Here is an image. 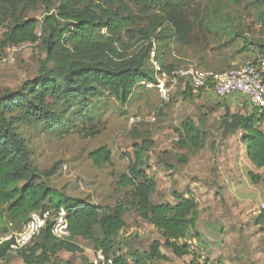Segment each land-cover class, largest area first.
I'll return each instance as SVG.
<instances>
[{
	"label": "trees",
	"instance_id": "1",
	"mask_svg": "<svg viewBox=\"0 0 264 264\" xmlns=\"http://www.w3.org/2000/svg\"><path fill=\"white\" fill-rule=\"evenodd\" d=\"M200 1L0 0V25L5 27L1 49L41 42L46 53L38 76L26 80L17 90L0 91V227L17 226L20 231L32 212L64 207L71 232L69 238L60 240L48 225L32 243L18 251L24 264H59L61 252H84L79 239L93 243L95 252L102 251L114 264H130L128 258L132 264L169 261L163 248L178 258L191 256L186 264H221L203 261L196 252L193 239L201 238L197 229L199 202L194 194L174 191L175 202L154 201L158 182L147 171L149 152L154 146L151 137L141 136L138 129L133 131V154L125 155L127 171L118 182L119 186L130 188L129 201L104 210L52 188L47 179L50 173L38 168L23 133L24 127L32 125L61 132L79 122L78 128L86 136H97L101 129L95 118L99 114L101 119L98 106L104 96L127 104L141 82L155 80L152 52L164 69L177 68L162 63L164 56L158 53L157 42L174 37L187 46L198 44L196 32L208 26L207 15L199 11ZM209 1L241 4V0ZM251 4L257 7L255 20L264 28V0H252ZM38 8H44L42 21L29 17V12ZM259 48L261 53L264 43ZM258 59L259 56L253 63ZM205 91L197 96L189 90L184 94L199 97ZM161 112L160 107L156 117ZM226 120L233 133L241 131L249 160L258 169L264 168V111L254 107L252 113H237ZM183 128L180 147L189 152L204 147L207 136L197 125L186 121ZM112 155V150L103 146L91 151L89 158L102 166L111 162ZM179 161L185 163L187 157L182 156ZM249 177L254 183L261 181L260 174L250 171ZM130 209L153 225L162 240H154L147 251L130 250L129 255H124L118 250L123 242L117 240L127 225L125 217ZM256 221L264 230V210ZM1 238L0 234V261H6L14 254L12 239Z\"/></svg>",
	"mask_w": 264,
	"mask_h": 264
},
{
	"label": "rangeland",
	"instance_id": "2",
	"mask_svg": "<svg viewBox=\"0 0 264 264\" xmlns=\"http://www.w3.org/2000/svg\"><path fill=\"white\" fill-rule=\"evenodd\" d=\"M251 1L241 0L240 5H235L201 0L199 11L207 15L208 26L196 32L198 44L187 46L174 37L157 42L156 49L164 56L162 63L176 67L193 65L213 71L253 63L260 55V43H264V28L255 20L257 7ZM29 17L42 21L44 8L33 9ZM4 31L5 27L0 25V43ZM8 47H0V53ZM45 55L41 42L20 46L14 51V63L0 66V91L17 90L23 82L38 76ZM142 85L127 104L107 96L102 98L98 106L101 119L99 114L95 118L101 130L95 137L86 136L78 128L79 122L64 127L61 132H49L41 125L24 127L23 133L38 168L50 173L47 178L50 186L104 210L128 202L130 188L121 187L118 182L127 171L125 155L133 154V131L138 129L141 136L154 141L147 167L158 182L154 201L175 202L173 192L177 191L191 192L199 202L197 229L201 240L197 237L193 240L203 261L264 264V230L256 221L264 210V168L258 169L249 160L241 131L233 133L226 126L229 116L252 113L254 106L242 94L220 98L205 91L199 97H187L181 90L165 105L156 90ZM160 107L161 114L151 121ZM137 117L142 120L133 122ZM186 121L193 122L207 136L206 144L197 151L189 152L178 145L184 137ZM103 146H108L113 155L109 164L98 166L90 160L89 153ZM182 156L187 157V162L179 161ZM250 171L261 175L259 183L251 180ZM125 218L127 225L117 240L123 242L118 246L120 254L129 255L130 250L141 253L147 251L154 240H162L158 230L137 211L130 209ZM16 232L17 226L0 227L2 238L14 236ZM78 243L84 252H61L59 264L94 261L93 243L83 239ZM163 252L170 260L158 264H186L192 259L191 256L178 258L166 248ZM0 264L24 263L19 254L14 253Z\"/></svg>",
	"mask_w": 264,
	"mask_h": 264
},
{
	"label": "built area",
	"instance_id": "3",
	"mask_svg": "<svg viewBox=\"0 0 264 264\" xmlns=\"http://www.w3.org/2000/svg\"><path fill=\"white\" fill-rule=\"evenodd\" d=\"M19 46H10L0 54V66L14 63V51ZM257 63H248L226 71H213L199 68L193 65L177 67L171 70L164 69L152 52V66L154 81H143L141 84L149 89L157 91L162 104H170L176 91L189 90L197 96L202 90L214 93L217 97L228 98L234 94H242L254 107L264 111V49L259 53ZM156 115L150 120L155 121ZM142 120L140 117L132 121ZM51 226L52 234L60 240L71 236L68 211L64 207L45 208L32 212L23 228L14 236L3 237L1 241L12 239L11 249L13 253L32 243L48 226ZM94 264H114L112 258L102 251L97 252Z\"/></svg>",
	"mask_w": 264,
	"mask_h": 264
},
{
	"label": "crops",
	"instance_id": "4",
	"mask_svg": "<svg viewBox=\"0 0 264 264\" xmlns=\"http://www.w3.org/2000/svg\"><path fill=\"white\" fill-rule=\"evenodd\" d=\"M20 47V46H19ZM69 253V252H68ZM12 256V255H11ZM23 261V260H22ZM93 262V261H92ZM24 263V262H23Z\"/></svg>",
	"mask_w": 264,
	"mask_h": 264
}]
</instances>
